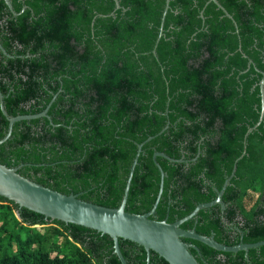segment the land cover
I'll list each match as a JSON object with an SVG mask.
<instances>
[{
  "label": "trees",
  "instance_id": "trees-1",
  "mask_svg": "<svg viewBox=\"0 0 264 264\" xmlns=\"http://www.w3.org/2000/svg\"><path fill=\"white\" fill-rule=\"evenodd\" d=\"M0 0V91L17 121L0 162L42 185L119 207L143 146L126 210L184 222L235 245L264 240V0ZM226 11L230 14H226ZM155 50V52H154ZM169 128L158 134L167 124ZM259 123V124H258ZM258 126L254 128L256 125ZM9 120L0 101V139ZM251 128H254L250 131ZM19 215V216H18ZM200 264H264L183 238ZM128 264H170L119 238ZM0 264H122L109 234L46 218L0 196Z\"/></svg>",
  "mask_w": 264,
  "mask_h": 264
},
{
  "label": "water",
  "instance_id": "water-1",
  "mask_svg": "<svg viewBox=\"0 0 264 264\" xmlns=\"http://www.w3.org/2000/svg\"><path fill=\"white\" fill-rule=\"evenodd\" d=\"M12 8L10 0H6ZM170 1L166 0L165 9L161 22V33L163 35V26L167 12L170 8ZM221 4L218 0H210ZM117 8L120 7L119 0H116ZM226 14L230 15L227 11ZM0 48L7 54L6 49L0 43ZM155 52V50H154ZM261 96H262V111L261 122L264 118V72L260 80ZM56 97V96H55ZM51 100L48 106L37 114H21L11 116L8 114L4 106V95L0 91V101L3 113L9 120V126L6 135L0 139V145L6 142L13 133L14 124L17 121L25 119H34L41 116H48V110L55 100ZM259 124V123H258ZM258 124L254 127L256 128ZM168 123L164 129L158 134L163 133L168 129ZM254 128H251L253 130ZM155 136H149L145 141L137 144V153L131 165L129 176L124 189V195L119 207H107L90 201L81 199L78 194H66L58 190L42 185L18 172L19 167H8L0 162V196H4L19 204L21 207H26L30 210L43 214L46 218L57 219L67 223L79 224L92 229H95L102 234H109L114 240L115 253L120 258L122 264H128L121 248L119 238L134 241L143 246L148 253V261L150 260L151 250L157 252L161 257L166 259L170 264H200L196 256L192 253L191 247L200 251L197 245L188 243L183 238L198 240L208 246L224 252H238L244 250L248 253L249 249L257 248L264 245V240L245 243L241 242L235 245H227L216 240L215 235H203L196 231L195 228L184 229L182 224L193 217L203 208L211 207L215 204H221L224 210L226 205L222 200V196L226 187L229 185L230 178H227L222 189L217 188V197L210 202L199 203L191 213L174 222H169L167 219L157 220L152 218L156 214L159 201L164 190V179L166 172L161 164L157 161V156H162L173 162H183L184 159H176L165 152L156 151L154 160L161 174L160 189L157 194L156 201L150 211L138 214L126 210L130 187L134 177L135 168L139 163L140 154L143 151V146ZM19 216V215H18Z\"/></svg>",
  "mask_w": 264,
  "mask_h": 264
}]
</instances>
